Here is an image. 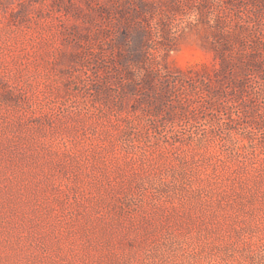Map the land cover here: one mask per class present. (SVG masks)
<instances>
[{"label": "rangeland", "instance_id": "374dc122", "mask_svg": "<svg viewBox=\"0 0 264 264\" xmlns=\"http://www.w3.org/2000/svg\"><path fill=\"white\" fill-rule=\"evenodd\" d=\"M0 264H264V0H0Z\"/></svg>", "mask_w": 264, "mask_h": 264}]
</instances>
